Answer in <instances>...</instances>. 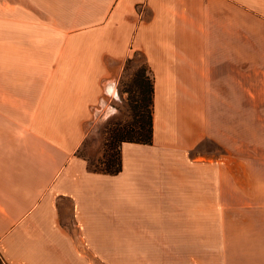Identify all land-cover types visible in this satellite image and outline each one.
Returning a JSON list of instances; mask_svg holds the SVG:
<instances>
[{"label":"crops","instance_id":"0c3cea01","mask_svg":"<svg viewBox=\"0 0 264 264\" xmlns=\"http://www.w3.org/2000/svg\"><path fill=\"white\" fill-rule=\"evenodd\" d=\"M137 52L152 143L122 141L121 170L92 171L78 149ZM252 75L264 89V0H0L1 260L176 264L158 252L219 234L243 255L226 264H264Z\"/></svg>","mask_w":264,"mask_h":264},{"label":"rangeland","instance_id":"374dc122","mask_svg":"<svg viewBox=\"0 0 264 264\" xmlns=\"http://www.w3.org/2000/svg\"><path fill=\"white\" fill-rule=\"evenodd\" d=\"M124 64V70L117 81V92L111 98L107 96V100L102 101L93 121L88 126L86 138L78 149V154L87 161L88 167H105L104 161L108 155L117 159L120 139L136 136L137 133L133 131L134 122L137 118L140 120L145 116V109L142 106L145 105L146 97L143 96V92L147 89L149 75L146 74L144 58L137 52ZM261 80V76H251L252 98H264V89L259 84ZM135 110L139 114L135 115ZM257 113L258 109L253 110L252 107V121L249 124L250 146L249 148L245 147V151L250 149L249 158L251 161L264 159L262 131L264 124L254 119ZM240 136L243 138L242 132H240ZM201 150L206 156L219 155L222 151L216 143L209 140L203 143ZM225 209L236 212L242 211V208L237 207ZM193 238L194 236L192 239L187 236V243L181 244L185 249L181 251H165L158 252V254L159 256L164 254L167 261L170 259V262L176 264H226L227 260L233 263L235 261L241 262L243 258L242 251L232 250V248L231 250L221 249L222 235L205 234L202 236L201 242L194 241ZM0 264H5L1 258Z\"/></svg>","mask_w":264,"mask_h":264},{"label":"trees","instance_id":"16d2710c","mask_svg":"<svg viewBox=\"0 0 264 264\" xmlns=\"http://www.w3.org/2000/svg\"><path fill=\"white\" fill-rule=\"evenodd\" d=\"M148 86L146 91L143 92V96L146 97L145 105L142 107L145 109V116L139 120L136 119L134 122V132L137 133L136 136L122 137L120 139V143L122 141H130L137 142L143 144L152 143V135H153V86L150 77L148 78ZM139 109V106H137ZM136 107V109H137ZM141 108V107H140ZM136 114L138 111H136ZM133 127V125H132ZM137 129V130H136ZM105 167L97 168V167H89L92 171L102 172L106 174H116L121 170V158H120V150L118 152V158L114 159L112 155H108L104 161Z\"/></svg>","mask_w":264,"mask_h":264}]
</instances>
